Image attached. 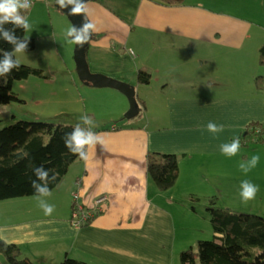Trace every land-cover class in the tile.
I'll use <instances>...</instances> for the list:
<instances>
[{"label": "crops", "instance_id": "1", "mask_svg": "<svg viewBox=\"0 0 264 264\" xmlns=\"http://www.w3.org/2000/svg\"><path fill=\"white\" fill-rule=\"evenodd\" d=\"M86 7L97 28L86 49L89 68L115 81H88L93 99L110 114L109 127L102 122L93 129L104 143L89 148L87 160L70 164L44 198L55 206L50 216L36 195L1 199L6 231L0 241L17 243L36 264L66 255L92 264H173L177 197L241 198L239 164L248 155L241 140L232 157L220 145L240 139L250 121H264V86L256 83L258 77L264 84V0H87ZM32 52L15 56L26 63ZM52 67V82L35 75L17 79L24 91L15 94L26 101L31 88L68 90L72 83H61ZM139 68L151 73L148 83L138 81ZM137 96L145 106L134 115ZM209 121L224 125L223 132H208ZM150 150L177 154L179 175L171 187L159 189L148 173ZM75 190L86 207L106 195L103 209L82 225L70 218Z\"/></svg>", "mask_w": 264, "mask_h": 264}, {"label": "trees", "instance_id": "2", "mask_svg": "<svg viewBox=\"0 0 264 264\" xmlns=\"http://www.w3.org/2000/svg\"><path fill=\"white\" fill-rule=\"evenodd\" d=\"M157 1L176 4L184 0ZM3 27L12 29L14 26L7 23ZM14 31L17 37L28 39L27 49L35 47V37L27 36L22 28H15ZM0 50L2 59L3 51H13V45L0 38ZM259 58L260 62L264 63V42L260 47ZM14 59L17 60L15 53ZM19 63L20 67L13 70L11 75L0 77V102L21 100L12 87L15 79L30 75L43 78L49 76L42 67L20 61ZM150 77L149 71L138 69V81L148 83ZM256 83L258 86H264L258 77ZM136 99L138 101L134 115L145 106L141 97L137 96ZM1 120L0 115V122ZM76 124L77 122L62 120L21 118L1 126L0 199L36 194L31 187L32 180L36 179L32 169L41 165L57 173L56 180L48 185L50 190L54 188L68 171L70 164L80 158L65 147L63 140L64 135L70 133ZM250 138H255V142H264V121L253 120L247 124L240 140L243 143ZM147 170L159 189H167L178 178V156L174 152L150 150L147 153ZM191 197L196 198L194 194ZM207 208L216 233L210 238L198 239L197 249L189 245L180 250L181 264H264V214L217 205L215 195L209 196ZM0 251L4 252L11 264H36L22 253L17 243L3 241ZM55 264L92 263L66 255Z\"/></svg>", "mask_w": 264, "mask_h": 264}, {"label": "rangeland", "instance_id": "3", "mask_svg": "<svg viewBox=\"0 0 264 264\" xmlns=\"http://www.w3.org/2000/svg\"><path fill=\"white\" fill-rule=\"evenodd\" d=\"M22 14L27 17L30 24V28L26 31L27 36L36 38L35 47L26 50L33 51V56L30 54L25 55L26 59L30 60V62L26 63L41 66L47 73H50L49 70L47 71L50 64L54 68L52 72L55 76H58L61 83L70 81L72 84H70L68 90L61 86L54 89L39 86L37 89L31 88L32 92L26 91L28 92L26 101L13 99L9 102H0V115L2 118L0 127L21 118L52 119L80 123V117L85 113L94 119L96 127L102 122H106L105 124H108L107 126L109 127L111 120L108 119L110 114L107 112L106 106L93 99L94 93L90 89L89 82L81 79L76 70L74 59L75 44L69 43L65 38L66 31L73 25L66 11L56 4V0H36L28 10H22ZM55 34H57L56 39ZM31 77L30 79H34L32 82L38 81L35 76ZM39 79L52 82L51 77H39ZM15 80L14 85L12 83L13 89L24 91L23 86L19 84L22 80ZM83 96H85V100ZM35 97L39 99V103L35 102ZM116 122L120 125L122 119H118ZM254 139L250 138L244 141L245 143L243 142L242 145L244 151L246 150V155H248L247 159L256 154L260 156L257 166L249 171L250 177L247 179L248 173L244 176V180L251 181L259 189L255 199L244 202L242 198L237 196L233 198L227 197L224 193H222V197L219 196L217 199L218 194L213 193L216 196L217 205L226 206L225 204L229 203L234 206L231 208L237 210L264 214V144H262L264 142H255ZM78 159L81 158L75 160ZM193 194L191 193V195ZM191 195H181L177 197L178 202H175L178 203L180 208V214L176 215L179 218L180 230L175 240L173 264H181L180 250L189 245H193L197 249L198 239L210 238L216 233L207 208L209 196L194 194L196 198L192 199ZM28 196L30 195L18 197L25 199ZM2 201L1 203H3ZM1 261L10 264L3 251H0Z\"/></svg>", "mask_w": 264, "mask_h": 264}, {"label": "clouds", "instance_id": "4", "mask_svg": "<svg viewBox=\"0 0 264 264\" xmlns=\"http://www.w3.org/2000/svg\"><path fill=\"white\" fill-rule=\"evenodd\" d=\"M56 4H58L61 9L71 6L68 15H84L87 12L85 0H56ZM31 5L32 0H0V38L13 45V51H3L2 59H0V77L9 76L13 70L20 67L19 61L14 59V53H25L28 48V39L17 37L14 29L22 28L24 31H27L30 28L29 21L27 17L22 14V10H28ZM7 23H11L14 27L12 29H5L3 26ZM96 30L97 28L94 23L85 20L80 27L72 25L66 31L65 38L69 43L83 46L89 41L92 33ZM129 53L135 55L134 50L129 49ZM96 126L94 119L87 113L81 115L80 123H77L70 133L64 135L63 140L65 147L71 153L77 154L81 159L87 160L88 149L97 144L104 143L103 137L99 133L93 131ZM206 128L208 132L217 134L223 132L224 125H218L213 121H209ZM240 148L241 142L239 137H234L230 142L220 145L221 153L228 157L237 155ZM24 155L27 156L26 153ZM259 161L260 156L258 154L252 155L246 161H241L239 168L242 172L247 174L257 166ZM32 172L36 179L32 180L31 187L36 193L39 207L46 216H50L55 206L47 203L44 198L51 196V190L48 185L56 180L57 173L54 170L44 168L42 165L34 167ZM240 189V196L244 202L255 199L259 190L258 187L249 180H243L240 184ZM4 231H6V229L0 228V232ZM45 238L46 237L43 236L40 237V239Z\"/></svg>", "mask_w": 264, "mask_h": 264}, {"label": "water", "instance_id": "5", "mask_svg": "<svg viewBox=\"0 0 264 264\" xmlns=\"http://www.w3.org/2000/svg\"><path fill=\"white\" fill-rule=\"evenodd\" d=\"M86 1L87 0H85V2ZM70 8H71V6L64 8V10L66 11L67 14H68ZM68 16L72 20L73 25L76 27H80L82 25V23L85 22V20L89 21L85 14L84 15L83 14L68 15ZM91 37H92V35H91ZM90 39H89V41H90ZM89 41L86 44H84L83 46H79V45L75 44V47H74V59L76 62V69H77L79 76L81 77V79L86 80V81L96 82L98 80H102L106 83H114L115 81H113L112 79H109L107 77H103L101 75L95 74L90 70L87 59H86V49H87V46L89 44ZM2 243H3V241H0V244H2Z\"/></svg>", "mask_w": 264, "mask_h": 264}, {"label": "built area", "instance_id": "6", "mask_svg": "<svg viewBox=\"0 0 264 264\" xmlns=\"http://www.w3.org/2000/svg\"><path fill=\"white\" fill-rule=\"evenodd\" d=\"M33 1L34 0H32V3ZM72 194L73 204L70 218L75 225H82L83 223L88 221L95 213L103 209L101 202L105 199L106 195H99L95 198L92 206L86 207L79 199L78 190H75Z\"/></svg>", "mask_w": 264, "mask_h": 264}]
</instances>
